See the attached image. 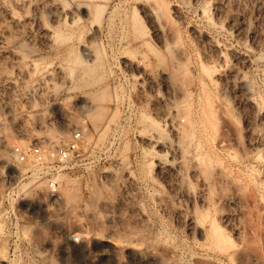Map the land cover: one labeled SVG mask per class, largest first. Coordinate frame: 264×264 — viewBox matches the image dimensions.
Segmentation results:
<instances>
[{"label": "rangeland", "instance_id": "1", "mask_svg": "<svg viewBox=\"0 0 264 264\" xmlns=\"http://www.w3.org/2000/svg\"><path fill=\"white\" fill-rule=\"evenodd\" d=\"M72 1L0 0V264L5 207L33 243L8 264H264V0ZM78 127L54 196L19 175L12 143Z\"/></svg>", "mask_w": 264, "mask_h": 264}, {"label": "built area", "instance_id": "2", "mask_svg": "<svg viewBox=\"0 0 264 264\" xmlns=\"http://www.w3.org/2000/svg\"><path fill=\"white\" fill-rule=\"evenodd\" d=\"M81 137L82 131L78 127L71 131L66 141L61 144L49 146L40 142L12 143L10 154L14 163L20 167V176L25 173L34 175L43 182L48 194L54 196L59 175L69 169L71 160L81 158L79 150ZM3 215L5 231L2 238L7 259L2 260L8 264L13 258H19L26 250L33 248V243L23 233L20 220L12 207H5Z\"/></svg>", "mask_w": 264, "mask_h": 264}, {"label": "bare ground", "instance_id": "3", "mask_svg": "<svg viewBox=\"0 0 264 264\" xmlns=\"http://www.w3.org/2000/svg\"><path fill=\"white\" fill-rule=\"evenodd\" d=\"M52 1H54V3L53 4H51L50 6H51V8H50V12H51V17H52V19L54 20V22L55 23H60L61 22V20H64L65 19V15H64V11H66V10H64V8H63V6H61L60 4H57L56 2H55V0H52ZM84 1V0H83ZM100 1V0H99ZM51 2V1H50ZM97 1H94V3H95V7L97 8V12L99 11V7H101L102 5L101 4H99V3H96ZM146 4V3H145ZM72 5L77 9V10H79V11H81V12H86L87 13V8H88V6H87V3L86 2H82V0H73L72 1ZM69 7H71L70 5H69ZM152 7V5H150L149 6V8H147V11L148 12H151V13H156L157 11V9L156 8H151ZM155 7V6H154ZM73 8V7H72ZM74 9V8H73ZM64 10V11H63ZM72 10V9H71ZM69 11V10H68ZM68 11H66V13H68ZM74 11V10H73ZM96 12V11H95ZM70 13H71V11H70ZM72 14V13H71ZM148 14H150V13H148ZM69 15V14H68ZM76 15V14H75ZM78 16L76 15V17L74 18V15H72L71 16V23L72 24H74L73 22H75V20H76V18H77ZM78 19V18H77ZM79 20V19H78ZM73 21V22H72ZM97 31V30H96ZM94 32V31H93ZM54 33V32H53ZM48 40V39H47ZM93 44V43H92ZM92 44H91V42L90 41H86V42H84L83 44H82V49H83V52L85 53V55L88 57V56H94V52H93V50H94V48H93V46H92ZM144 45V44H143ZM95 51V50H94ZM123 54V53H122ZM96 55V54H95ZM83 62V61H82ZM91 62V61H90ZM201 67H202V69L204 70V71H206L207 69H206V66L204 65L203 66V64L201 65ZM234 70V69H233ZM235 71V73L237 72L236 70H234ZM233 71V72H234ZM89 100V99H88ZM91 101V100H90ZM93 101V100H92ZM85 103H87L86 101H85ZM89 103V102H88ZM82 106H84V105H82ZM86 107V106H85ZM84 107V108H85ZM87 107L90 109V106L89 105H87ZM88 108H86L87 110H88ZM92 113V112H91ZM96 116L97 115H99V114H96L95 112H93ZM99 113V112H98ZM92 115V117L94 118L95 116H93V114H91ZM171 121V127H172V129L176 132V133H178L179 131H180V129L181 128H179V126H178V124L173 120V119H171L170 120ZM185 131V130H184ZM156 144V143H155ZM171 146V145H170ZM173 147V149H174V151L178 154V156L180 157V159H181V157H182V155H181V153H182V151H181V147H180V145L176 142V144L174 145V146H172ZM175 153V154H176ZM178 158V157H177ZM181 161V160H180ZM177 163H178V161H177ZM180 164H181V162H179L178 163V167L180 166ZM225 182V181H224ZM231 192V191H230ZM212 193V192H211ZM235 195L236 194H233V195H231V196H226V194L225 195H221V199H223V201H225V200H227V201H233V198L235 197ZM220 196V195H219ZM219 196L217 197V198H219ZM220 199V198H219ZM220 199V200H221ZM237 199V198H236ZM214 200V199H213ZM210 205V204H209ZM208 210V209H207ZM264 210V209H263ZM214 213V212H213ZM189 216V219L191 220V222H192V224H193V227L195 228V227H197L198 226V224L200 223V221L198 222V220L195 218V214H190V215H188ZM208 217H206L207 218V223H208V237H209V240L211 241V243H210V245L212 246V248L213 249H215V251H219L220 253H222V254H224V255H226V256H231L232 254H231V251L229 252L228 250H229V247H228V250H227V245H229V243L227 244L226 243V245H225V242H226V240L228 239V236H227V234L228 233H225L224 232V230H222V229H220V228H217V226H215V222L213 221V218L214 217H212L211 215H207ZM214 216V215H213ZM198 218V217H197ZM201 219V218H200ZM214 220H216V219H214ZM203 221V220H202ZM201 225V224H200ZM199 225V226H200ZM216 225H218V224H216ZM219 226V225H218ZM248 242V241H247ZM205 244V243H204ZM235 246V245H234ZM231 247V246H230ZM213 251V250H212ZM237 259V258H236ZM219 258L217 259V258H214L213 260H210V261H208V262H210V264H220L219 263Z\"/></svg>", "mask_w": 264, "mask_h": 264}]
</instances>
